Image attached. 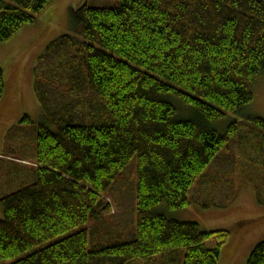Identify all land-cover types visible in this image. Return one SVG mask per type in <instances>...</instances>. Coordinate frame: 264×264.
I'll list each match as a JSON object with an SVG mask.
<instances>
[{"label": "trees", "instance_id": "trees-1", "mask_svg": "<svg viewBox=\"0 0 264 264\" xmlns=\"http://www.w3.org/2000/svg\"><path fill=\"white\" fill-rule=\"evenodd\" d=\"M55 1L0 0V42L36 24ZM262 74L264 0L71 9L69 32L34 70L41 116L24 114L0 159V264L150 263L166 255L172 263L219 264L231 232L169 213L189 206L197 181L235 139L238 178L264 206V118L247 116ZM5 88L0 65V101ZM228 114L245 120L221 133L215 124ZM27 126L36 131L31 140ZM135 156L132 238L92 245L88 225L110 212L107 194ZM246 264H264V241Z\"/></svg>", "mask_w": 264, "mask_h": 264}, {"label": "rangeland", "instance_id": "rangeland-1", "mask_svg": "<svg viewBox=\"0 0 264 264\" xmlns=\"http://www.w3.org/2000/svg\"><path fill=\"white\" fill-rule=\"evenodd\" d=\"M84 3L93 7H117L120 0H56L50 10L39 17L36 24L25 28L24 31H32L25 34L22 39L26 40L28 47L32 46L26 48L25 44L21 55L22 60L17 62L13 68H11V65L8 67V71H10L9 93L5 99L4 108L0 110V114L3 113V110L4 112L7 110L12 114L19 98L22 99L20 103L22 104V108H24L22 110L24 114L32 115L30 117L34 121L40 118V103L38 104V98L35 96V91L32 90L34 76V72L32 71L36 68V60L38 61L40 58L37 59L38 53L47 40L54 41L63 35L61 32H64L68 28L70 10L77 9ZM36 30L40 31L42 35H34ZM7 43L8 41L0 42V46L6 47V45H9ZM8 49L2 50L0 56L6 55ZM34 62L36 64L33 68ZM0 65H2L5 71L3 61H0ZM7 87L8 79H6L5 93H7ZM253 91L254 100L247 110V116H260L264 118V74L258 78ZM173 102L179 110H185L186 108L190 111L181 101L174 100ZM241 120H245L241 115L228 114L217 121L215 127L223 133L232 122ZM5 126V120H0V143L2 145L6 135ZM26 128H28L26 138L30 139L33 136V132L36 131H34L32 126H27ZM0 159L5 158L0 156ZM240 162L241 155L239 154V148L235 139V142L231 141L222 150L213 164L197 181L191 193L189 206L182 210L170 211L169 213L170 217L180 221L198 222L203 228H208L209 231L227 230L231 232L230 239L224 246L226 247V251L220 257L219 264H246L252 250L260 242L264 241V206L258 204L253 186L239 180L237 170ZM137 167L138 158L135 156L123 170L112 191H109L107 194V198H109L108 203L111 208L110 212L103 213L97 220L88 225L92 230V245H108L116 242L119 238L122 241L132 238L137 220ZM5 169L6 166L0 163V170L4 171ZM1 181L2 176L0 175V184ZM207 202L213 203L209 207L204 206L203 203ZM222 205L226 206L222 207ZM1 214L0 211V217ZM259 217L263 218L258 224L246 223L243 226H239V223L243 221ZM216 245L215 239L208 241L210 248ZM167 256L157 257L156 261L154 260V262L150 263L133 261L130 264L179 263V259L172 263V260L170 261L171 258Z\"/></svg>", "mask_w": 264, "mask_h": 264}, {"label": "crops", "instance_id": "crops-1", "mask_svg": "<svg viewBox=\"0 0 264 264\" xmlns=\"http://www.w3.org/2000/svg\"><path fill=\"white\" fill-rule=\"evenodd\" d=\"M30 31H32V30H25V31L23 30L18 35H16L14 38L9 40L8 43H7V44H9L8 45L9 47L7 45H6V47L0 46V54H1L2 50L10 48V49L7 50V52H6L7 54L6 55L4 54V55L0 56V61H3L4 65H5V71H6L5 78L8 79L7 93H5V97H4L3 101L0 103V110H2L4 108L3 105L5 103V99H6L7 95H8V93H9V73H10V71H8L9 70L8 67H9V65H11V68H13L16 65L17 62L22 60V56L21 55H22V52H23V50L25 48V44H26V48H30L32 46L31 45V46L28 47V43H26V40L24 39L25 40L24 41L22 39L23 36H25V34H27ZM67 32H69V21H68L67 30H65L64 32H61V33L64 34V33H67ZM36 33H34V35H36V36L42 35V33H40V31L36 30ZM52 41L51 40L50 41L47 40L44 43L41 51L38 53L37 59L44 53V51L46 50L47 46ZM36 62H37V60H36ZM36 62H34L33 68L35 67ZM5 71H4V74H5ZM32 72H34V69H33ZM5 90H6V88H5ZM32 90H34V76H33V89ZM35 96H36V94H35ZM21 101H22V99L18 98V100H17V102H16V104L14 106V107H16L14 109V112L17 110L15 114H14V112L11 114V112H9L7 110H5V112L3 110V113L0 114V120H5V122H6V126H5L6 127V131H5L6 135H5V138H4V143H3V145L0 143L1 144L0 145V152L1 153L3 152V150L5 148V143H6V138H7L8 133L12 130V128L16 127L21 122V120H22V118L24 116V113L22 112V110L24 108H22V104L20 103ZM38 104H39V101H38ZM29 116H32V115H29ZM37 120L38 119H36V121ZM8 159L11 160V161H17L13 157H8ZM204 229L208 230V228H204Z\"/></svg>", "mask_w": 264, "mask_h": 264}]
</instances>
